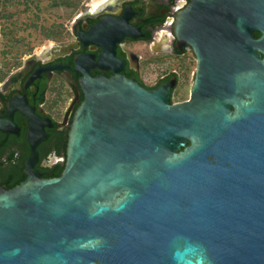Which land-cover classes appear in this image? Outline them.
<instances>
[{
  "label": "water",
  "instance_id": "water-1",
  "mask_svg": "<svg viewBox=\"0 0 264 264\" xmlns=\"http://www.w3.org/2000/svg\"><path fill=\"white\" fill-rule=\"evenodd\" d=\"M134 13L126 4L120 18L77 26L84 47L104 49L97 62L75 54L85 98L61 176L33 169L53 124L34 114L27 91L5 101L0 128L19 134L20 109L32 152L28 178L0 187V264H264V0H192L176 14L178 51L193 45L198 66L191 99L173 105L174 76L147 90L116 74L126 62L115 42L144 35L128 24ZM95 66L115 75L92 78ZM63 67L38 65L25 90Z\"/></svg>",
  "mask_w": 264,
  "mask_h": 264
},
{
  "label": "flooded vegetation",
  "instance_id": "flooded-vegetation-1",
  "mask_svg": "<svg viewBox=\"0 0 264 264\" xmlns=\"http://www.w3.org/2000/svg\"><path fill=\"white\" fill-rule=\"evenodd\" d=\"M192 0H93L86 8L79 12L72 22L69 37L65 40L52 41L37 52L29 55L20 66L13 70L0 82V118L8 114L6 102L12 101L13 93L25 95L27 104L34 107V114L41 119L48 118L53 126L44 125V132L48 134L34 148L38 160L33 169L41 178H53L62 175L67 162V148L70 129L77 108L85 98V92L79 82L83 72L75 69V54H95L94 61L100 58L99 53L104 47L97 43L84 42L78 36L77 26L82 32H88L89 27L101 22L102 16L120 18L123 16L126 4H130L132 11L137 12L128 19V24L140 27L144 35L136 38L124 35L122 40L116 41L115 57L126 62L123 69L116 74H124L127 79H134L147 90H155L171 77L176 78L174 86H170L169 105L182 103L191 99V90L197 76L198 57L190 43L179 50L176 45L178 36L175 32L176 14L186 10ZM138 12H141L140 14ZM258 40L263 31H252ZM264 58L262 51H259ZM69 65L61 69H47L41 71V77H36L28 84L26 90L24 82L40 65ZM73 69V70H72ZM96 71V72H95ZM88 74L92 78L98 75L110 79L115 75L113 67L100 70L99 66L90 68ZM38 86V90H37ZM36 93V94H35ZM35 94V95H34ZM6 101V102H5ZM231 111L236 112L235 105ZM13 123L19 127V134L9 133L0 128V187L13 189L24 182L29 174L25 171L26 161L31 156V144L27 138L29 121L20 109L13 112ZM191 142L186 145L189 146ZM184 148L178 152L183 151ZM46 172V173H44ZM53 172V174L51 173Z\"/></svg>",
  "mask_w": 264,
  "mask_h": 264
},
{
  "label": "rangeland",
  "instance_id": "rangeland-1",
  "mask_svg": "<svg viewBox=\"0 0 264 264\" xmlns=\"http://www.w3.org/2000/svg\"><path fill=\"white\" fill-rule=\"evenodd\" d=\"M15 2L16 0H0V68L2 70L0 82L32 53L52 41L65 40L69 37L74 18L93 0H82L77 8L53 7L50 5V0H42L41 10L34 8L32 11H25L23 4ZM11 13L13 15L9 16ZM11 22H14L11 26L13 29L8 27ZM36 24L38 27H35ZM52 24L61 26L60 36L52 40L43 39L41 26ZM11 29L13 33L9 35Z\"/></svg>",
  "mask_w": 264,
  "mask_h": 264
},
{
  "label": "trees",
  "instance_id": "trees-1",
  "mask_svg": "<svg viewBox=\"0 0 264 264\" xmlns=\"http://www.w3.org/2000/svg\"><path fill=\"white\" fill-rule=\"evenodd\" d=\"M41 1L42 0H16L15 3L23 4L25 6V11H32L34 8H36L37 10H41L40 8ZM50 1H51L50 5L53 7L66 6V7H72V8H77L82 2V0H50ZM11 15L13 14L11 13L9 16ZM13 24L14 22H11L8 27L12 28L11 26ZM35 27H38V25L36 24ZM41 27H42L41 37L43 39H51V40L57 39L61 34V26L58 24H52L49 26L43 25ZM12 29L11 31L8 32L9 35L13 33ZM1 74H2V70L0 68V77H1Z\"/></svg>",
  "mask_w": 264,
  "mask_h": 264
}]
</instances>
